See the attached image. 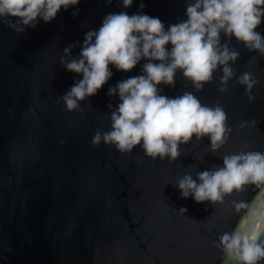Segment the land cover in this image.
<instances>
[{"label":"water","instance_id":"95a60500","mask_svg":"<svg viewBox=\"0 0 264 264\" xmlns=\"http://www.w3.org/2000/svg\"><path fill=\"white\" fill-rule=\"evenodd\" d=\"M143 3L145 7L140 8ZM187 0H80L50 23L17 33L0 22V264H223L221 235L244 224L248 209L264 202V185H247L223 203L183 198L175 182L185 173L223 165L222 157L240 151L264 152V56L233 36L239 52L233 68L257 81L249 100L234 77L229 91H218L219 75L197 91L178 71L175 86L161 84L162 95L189 91L203 104L219 101L232 129L216 153L210 139L195 137L181 145L175 162L152 160L137 146L120 152L93 146L97 130L110 129V109L119 96L107 95L125 79L142 74V59L131 71H118L98 94L68 111L59 97L80 74L60 61L70 45L77 57L85 34L98 30L108 14L143 12L168 26L186 21ZM78 14L74 15V12ZM257 31L264 35V19ZM222 43L228 38L221 37ZM167 47L171 48L169 44ZM159 63V61H155ZM255 120L241 128L242 121ZM187 209L186 212H180ZM264 264V261L261 262Z\"/></svg>","mask_w":264,"mask_h":264},{"label":"clouds","instance_id":"9594fccd","mask_svg":"<svg viewBox=\"0 0 264 264\" xmlns=\"http://www.w3.org/2000/svg\"><path fill=\"white\" fill-rule=\"evenodd\" d=\"M80 0H0V22L17 33L36 28L40 21L52 22L58 13ZM111 3V0H109ZM134 0H122L124 8ZM145 5L140 4L143 9ZM78 14L77 12L73 13ZM188 19L165 28L159 18L143 12L108 14L98 30L85 34V41L77 57L72 56L74 45L64 49L61 64L82 79L63 96L68 111L81 110L82 102L98 94L113 76L109 65L118 71H131L142 60V74L130 77L110 87L107 95L119 96L118 107L110 109L111 126L107 131L97 130L93 146L113 145L120 152H132L139 146L152 160L175 162L182 154L181 145L193 137L210 139V148L216 153L232 131L224 106L217 101L206 105L192 92L176 97L162 95L159 85L175 86L178 71L192 82L197 91L219 75L218 91H229V82L235 77L245 86L249 100L257 81L250 72L238 77L233 68L239 52L230 47L234 36L248 50L264 56V35L257 31L264 19V0H187ZM228 38L222 43L221 37ZM169 44L171 48L167 47ZM155 61H159L156 63ZM249 123L242 121L240 127ZM223 165L210 170L185 173L176 182L183 198L198 203H223L234 192L247 185H264V152L240 151L222 157ZM237 213L248 209L244 224L232 232H225L217 242L227 255L223 264H261L264 261V202L250 207L243 201L234 203ZM187 209H181L184 213Z\"/></svg>","mask_w":264,"mask_h":264}]
</instances>
